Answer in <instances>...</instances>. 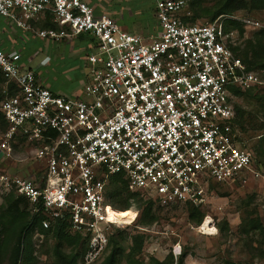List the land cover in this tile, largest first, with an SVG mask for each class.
<instances>
[{"label":"built area","instance_id":"obj_1","mask_svg":"<svg viewBox=\"0 0 264 264\" xmlns=\"http://www.w3.org/2000/svg\"><path fill=\"white\" fill-rule=\"evenodd\" d=\"M151 1L157 29L142 35L84 0H0V15L24 29L49 14L57 27L38 29L40 38H92L81 97L51 92L18 53L0 46L6 122L0 160L24 146L43 171L37 178L1 172L0 194L26 198L39 218L35 239L58 221L80 235L83 264L101 258L113 226L128 225L109 215L111 175L122 174L131 192L159 206L199 208L213 198L215 185L259 175L233 98L235 90H264V71L247 68L235 51L239 29L225 25L261 24L226 13L195 23L188 20V0Z\"/></svg>","mask_w":264,"mask_h":264},{"label":"rangeland","instance_id":"obj_2","mask_svg":"<svg viewBox=\"0 0 264 264\" xmlns=\"http://www.w3.org/2000/svg\"><path fill=\"white\" fill-rule=\"evenodd\" d=\"M97 1L104 13L117 18L121 24L128 25V28L134 27L135 32L142 29L139 22L148 21L151 17V0ZM215 2L216 0H200L202 6L211 9ZM188 12L190 16L192 14L190 8ZM226 14L239 18L249 17L261 24L259 27L244 28L246 35L242 33L239 37L240 50L247 47L245 45L247 40L253 38L258 31L264 32V9L243 8ZM209 19L210 14H207L197 17L194 22L205 23ZM50 44L47 47L48 50L45 44L37 46L40 53L35 59V64L40 63L42 73L50 69L61 71L58 68L60 64L57 62L49 64L50 58L56 59L65 54L68 58H75L83 55L84 52L83 46L76 41L72 44ZM91 51H93L92 47L89 52ZM68 67H70V61L66 62L65 69ZM254 69L264 71L260 68ZM240 93L244 94L237 95L233 98V102L244 110L241 124L242 137L246 146L255 153L254 168L259 175L247 176L245 180L242 179L235 184L215 185L213 198H210L199 212L195 213L194 220L190 219V207L186 204H171L163 207L142 195L135 198L138 201L134 202L131 199L132 204L125 211H128L131 216L128 223H132L119 227L113 226L110 233V235L118 234L122 231L125 253L133 244L132 237L137 235L139 236L137 240H142L137 257L145 264H156L154 260L170 262L171 259L173 264H176L181 255H184V264H264V154L257 152L259 137L264 133V90ZM2 129L0 115V135ZM1 172L32 178L43 171L40 162L33 158L29 148L17 146L13 158L7 161L0 160ZM7 196L8 194H0V213L5 207ZM14 196H16L15 193ZM148 201L152 202V219L150 222H145L141 218V209ZM200 216L201 222L206 216L210 217L215 226L211 224V227L216 228L214 233L207 234L198 230L201 222H197V218ZM18 230L17 225L7 222L0 224V264H10L17 243L21 248L18 264H22L27 252H30L32 258L30 264H63L62 258L74 254H78L76 264H83L81 254L85 245L81 247L80 244H58L50 234L35 239L34 232L26 234L23 231L20 234ZM108 252L107 247L101 258L92 264H102ZM118 264H126L125 259L120 258Z\"/></svg>","mask_w":264,"mask_h":264},{"label":"trees","instance_id":"obj_3","mask_svg":"<svg viewBox=\"0 0 264 264\" xmlns=\"http://www.w3.org/2000/svg\"><path fill=\"white\" fill-rule=\"evenodd\" d=\"M188 8L192 14L188 16V20L194 22L197 17L210 14V19H214L217 15L222 13H232L234 11L249 8V9H264V0H216L214 7L211 9L209 7L202 6L200 0H188ZM51 16L47 14L45 16V28H56V23L51 21ZM226 28L237 27L240 34L243 33L244 27L239 21L231 20L227 21ZM247 47L242 50L239 47L235 48L237 55L241 56L240 58L246 64L248 69L255 70L254 68L264 69V32L262 30L258 31L253 38L247 40ZM3 83V77L0 74V100L3 95L1 93V84ZM251 92L247 91L246 93ZM237 95L240 93L235 90ZM236 108V123L242 129V119H243V109L235 105ZM1 115V114H0ZM2 124L3 129L6 127V122L4 121L2 115ZM1 130V131H2ZM257 152L264 154V133L259 137V143ZM113 185V186H112ZM111 186V187H110ZM109 187V189H108ZM140 194L137 192H131L128 189L126 180L123 178L122 174H113L110 176L107 186H106V197L109 201L111 207L118 211H125L130 208L132 201H138L135 199ZM132 199V201H131ZM140 202V201H139ZM141 205V204H140ZM190 207L189 217L191 220L195 219V213L199 212L200 208L191 204H186ZM5 207L2 208L0 213V224L7 222L11 225L18 226V232L20 234L25 231V233H33L35 226L39 224V218L34 217L28 210L29 204L25 197L22 195L14 196L13 192L8 193V196L5 198ZM151 207L152 202L148 201L141 209V218L145 222H150L152 219L151 216ZM197 222H201V216L197 218ZM46 234L52 235L58 244H80V246L85 245V240L77 234H70L66 230V225L63 221H58L57 224L49 229ZM122 231H119L118 234H111L109 236L108 248L109 252L105 256L102 264H118L120 258L125 259L126 264H145L143 260L137 257L138 252L141 250L142 240H137L139 236H133V244L128 248V251L125 253L123 243H122ZM139 241V242H138ZM84 249L82 251V254ZM81 254V256H82ZM21 255L20 244L15 245L10 264H18L19 258ZM80 255V253H79ZM78 254L72 256H67L62 258L63 264H76V259ZM32 258L30 252H27L25 255L22 264H30ZM156 264H173L172 259L170 262L167 260L158 261L154 260ZM176 264H184V255H181L177 259Z\"/></svg>","mask_w":264,"mask_h":264},{"label":"crops","instance_id":"obj_4","mask_svg":"<svg viewBox=\"0 0 264 264\" xmlns=\"http://www.w3.org/2000/svg\"><path fill=\"white\" fill-rule=\"evenodd\" d=\"M84 1L91 5L96 13L104 12L100 8L97 0ZM152 9L153 8L150 10V19H148V21L139 22V24L142 26V29H139V32H135L136 29L134 31V27H132V29L131 27L128 28V25L121 24L117 18H114L126 30L132 33L145 35L157 29L156 23L153 19ZM45 16L46 15H40L37 18L32 19L30 21L32 30H29L16 25L11 19L0 15V46L9 53H18L20 55L21 65L24 68L32 70L34 74H36L37 80L51 92L66 97H81L83 95V86L87 80L86 54L91 50L93 45L92 38L88 34H81L71 39L60 40L58 42L48 38H40L35 31L45 28ZM44 41H47L48 43ZM74 41L83 46V55H78L75 58H68L65 54L63 56L57 57L56 59L50 58L49 64L52 62H57V64H60L58 68L61 71L57 72L56 69H50L46 70L45 73H42V66L40 63L35 64V59L40 53L37 48L38 44H45L46 50H48L47 47L51 45L50 43L72 44ZM68 61H70V67L65 69L66 62ZM62 68L64 69L62 70ZM39 176L40 175L35 174V178Z\"/></svg>","mask_w":264,"mask_h":264},{"label":"bare ground","instance_id":"obj_5","mask_svg":"<svg viewBox=\"0 0 264 264\" xmlns=\"http://www.w3.org/2000/svg\"><path fill=\"white\" fill-rule=\"evenodd\" d=\"M112 218L120 221V222H125L127 224H129L128 222H130L131 220V216L129 214L128 211H118V210H112V212L109 214ZM211 219L209 216H206L204 218V220L201 222L200 226L198 227V230L203 232V233H207V234H211L214 233L215 228L211 227Z\"/></svg>","mask_w":264,"mask_h":264},{"label":"water","instance_id":"obj_6","mask_svg":"<svg viewBox=\"0 0 264 264\" xmlns=\"http://www.w3.org/2000/svg\"><path fill=\"white\" fill-rule=\"evenodd\" d=\"M2 156V152L0 151V157Z\"/></svg>","mask_w":264,"mask_h":264}]
</instances>
